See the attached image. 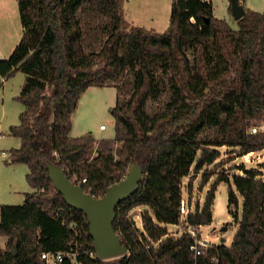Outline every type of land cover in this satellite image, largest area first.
Segmentation results:
<instances>
[{
	"label": "trees",
	"instance_id": "16d2710c",
	"mask_svg": "<svg viewBox=\"0 0 264 264\" xmlns=\"http://www.w3.org/2000/svg\"><path fill=\"white\" fill-rule=\"evenodd\" d=\"M16 2L22 37L0 59V88L16 72L24 74L17 97L23 110L9 128L20 146L10 150L7 163L27 166L32 191L21 205L0 206V237L6 238L0 264H41L42 252L67 251L74 243L81 254L93 251L86 216L66 204L48 165L69 180L73 174L86 178L80 187L101 198L134 164L143 179L118 204L113 223L127 253L92 264H264L261 170L238 168L242 175L231 177L204 172L201 187L215 177L204 202H196L186 219L180 212L184 180L223 166L220 148L239 157L264 150V134L249 132L264 122V9H246L233 28L214 16L211 2L171 0L168 27L159 33L127 30L122 0ZM111 85L114 138L71 137L82 94ZM154 100L163 102L149 113ZM220 183L227 185L234 233L229 245L202 247L199 232L212 223ZM137 208L143 209L140 226L130 216ZM169 226L184 229L176 237Z\"/></svg>",
	"mask_w": 264,
	"mask_h": 264
},
{
	"label": "rangeland",
	"instance_id": "374dc122",
	"mask_svg": "<svg viewBox=\"0 0 264 264\" xmlns=\"http://www.w3.org/2000/svg\"><path fill=\"white\" fill-rule=\"evenodd\" d=\"M14 7L7 1L0 0V30L4 34L0 37L3 41H12L7 48L1 45L3 59L10 56L15 46L22 37V27L20 24L18 7L16 0H12ZM248 7L256 12H262L264 9V0H245ZM15 2V3H14ZM122 9L126 29L132 27H141L145 30L161 31L166 30L169 24L171 0H122ZM8 21V27L2 24ZM230 24L236 28V21L231 18ZM13 25V27H11ZM2 26V28H1ZM161 33V32H159ZM6 37V38H5ZM6 44V43H5ZM4 44V45H5ZM25 76L21 72H16L13 76L4 81L0 88V206L2 205H21L24 201L25 193L31 192V188L26 181L28 168L23 164L7 163L9 152L19 146V141L9 136L10 126H16L19 123V114L22 111V105L17 97L24 83ZM116 90L114 85L111 87L91 86L81 96L77 108L73 114L72 134L82 135L90 134L94 138L112 139L115 136V123L111 110L115 106ZM162 101H149L148 112L156 111ZM105 125L106 130H100V126ZM258 132L264 134V122L256 126ZM252 129V128H251ZM250 129V133L251 132ZM256 132V133H258ZM220 158L217 163L223 161L224 165L218 169L208 167L202 172L191 173L189 179L183 182L182 194L183 200L190 211H193L198 202L200 205L204 202L206 191L215 177L210 179L205 187H201L199 182L204 172H210L213 175L223 174L232 176L233 173L242 175L238 168L261 170L264 177V150L256 153H248L239 157L238 151L230 148H220ZM6 152L7 155H3ZM191 179V180H190ZM190 183V185H188ZM189 202V203H188ZM227 185L220 183L215 192L214 206L212 210V223L201 228V238L209 242V245L219 244L224 239L225 244H230L234 233L235 225L233 219L228 213ZM143 209L137 208L130 213L136 226H140V219ZM186 219V217H184ZM225 229L223 230V228ZM181 229L169 226L167 232L169 235L178 237ZM189 229V228H188ZM0 237V246L3 240ZM6 240V238H4ZM6 244V242H5Z\"/></svg>",
	"mask_w": 264,
	"mask_h": 264
},
{
	"label": "water",
	"instance_id": "95a60500",
	"mask_svg": "<svg viewBox=\"0 0 264 264\" xmlns=\"http://www.w3.org/2000/svg\"><path fill=\"white\" fill-rule=\"evenodd\" d=\"M233 19L237 22L245 14L244 6L238 0H229ZM48 172L54 187L62 193L66 204L84 213L89 223V235L93 240V250L101 260L124 256L126 247L113 229L118 204L138 190L143 179L141 168L134 164L125 178L113 184L103 197L94 198L69 180L64 171L55 165H48ZM225 227L223 228V230ZM225 240L222 239L221 243Z\"/></svg>",
	"mask_w": 264,
	"mask_h": 264
},
{
	"label": "built area",
	"instance_id": "2783aa9c",
	"mask_svg": "<svg viewBox=\"0 0 264 264\" xmlns=\"http://www.w3.org/2000/svg\"><path fill=\"white\" fill-rule=\"evenodd\" d=\"M105 125L100 126V130L104 131L106 130ZM252 133L258 132V129L256 127L251 129ZM5 152H3V155ZM71 182L74 183L77 186H80L83 183H86V178H79L75 174L71 175ZM180 212L182 219L187 216L189 213V209L185 204V201L182 200L181 202V207H180ZM64 216V211L62 209H59L57 212V217L60 218L61 220L63 219ZM70 228L74 232V235L78 236V231L75 227L74 224H70ZM189 234L191 236H195L196 233L193 231L191 228L187 229ZM201 234V231L199 232ZM198 245L205 247L207 245V241L205 239H200L198 242ZM75 246L71 247L67 251H59V252H42L40 254V259L42 261L41 264H63L65 260H68L70 264H92L94 260L98 258L96 253L90 250H84L82 254L77 250V243H74ZM197 245L192 247V250L195 253H198Z\"/></svg>",
	"mask_w": 264,
	"mask_h": 264
},
{
	"label": "crops",
	"instance_id": "0c3cea01",
	"mask_svg": "<svg viewBox=\"0 0 264 264\" xmlns=\"http://www.w3.org/2000/svg\"><path fill=\"white\" fill-rule=\"evenodd\" d=\"M4 1H7L9 5H11L12 7H14V4H13V1L12 0H4ZM203 1H206V2H211L212 6H213V14L216 18L218 19H224L226 20L229 24H230V19L233 18L232 14L229 12V7H230V1L229 0H203ZM240 2L242 3V5L244 6L245 10L246 9H251L250 7H248V5L246 4V1L245 0H240ZM15 3V2H14ZM252 10V9H251ZM8 21L9 20H6V21H3L2 24L5 25L6 27H8ZM11 27H13V25H11ZM2 28V26H1ZM166 30L164 29H161V31H158V32H164ZM157 32V31H156ZM4 30H0V37L4 34ZM6 38V37H5ZM12 41H3V40H0V59H3L4 55L3 53L1 52V50H3L1 48V45L3 44L4 48H7L9 46L10 48V43ZM6 43V44H5ZM5 44V45H4ZM22 110H23V106H22ZM22 112V111H21ZM20 112V113H21ZM73 121V120H72ZM73 128V127H72ZM71 132H72V129H71ZM84 135V134H82ZM80 135V136H82ZM70 136L73 137V138H76V137H79V135L77 134H72L70 133ZM16 139V138H15ZM96 139H99V138H96ZM19 141V146H20V140L17 139ZM18 146V147H19ZM5 156L7 155V153L5 152L4 154ZM9 158V157H8ZM30 193V192H29ZM26 194V193H25ZM24 199H25V195H24ZM24 202V201H23ZM3 240L2 242V246H0V249H3L5 247V242L6 240L4 238H1Z\"/></svg>",
	"mask_w": 264,
	"mask_h": 264
}]
</instances>
